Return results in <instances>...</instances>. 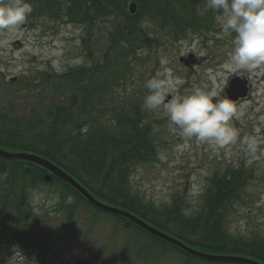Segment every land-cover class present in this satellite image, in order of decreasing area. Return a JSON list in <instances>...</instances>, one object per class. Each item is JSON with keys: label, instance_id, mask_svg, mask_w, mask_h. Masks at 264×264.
<instances>
[{"label": "trees", "instance_id": "16d2710c", "mask_svg": "<svg viewBox=\"0 0 264 264\" xmlns=\"http://www.w3.org/2000/svg\"><path fill=\"white\" fill-rule=\"evenodd\" d=\"M203 1L29 0L33 11L25 27L32 28L47 19L58 27L63 23L81 26L91 36L94 24L103 22L108 28L104 38L109 45L101 60L96 59V68L76 67L61 73L54 70L38 76L30 70L15 81L0 84V148L33 153L51 161L102 203L135 213L193 249L248 257L264 264V238L241 240L229 236L222 226L231 206L239 201V194H232L230 189L238 181L232 179L226 184L225 176L224 182L217 184L212 179L198 214L187 218L179 197L173 198L170 206L159 208L133 194L127 181L136 166L157 160L158 122L135 95L144 86L135 80L127 88L120 76L128 71L133 55L137 59L145 57L152 46L167 41V37L147 39L150 29L172 35H177L181 27L199 29L197 10ZM131 2L137 4L132 15L127 9ZM82 44L89 47L87 39ZM45 173L39 166L0 156V228L18 230L22 226L28 237L35 224L30 195L45 184ZM130 241L137 248H125V252L130 256L136 252V262L143 257L152 259L157 249L155 240L149 239V244L136 236ZM186 259L184 264H210L193 257Z\"/></svg>", "mask_w": 264, "mask_h": 264}, {"label": "rangeland", "instance_id": "374dc122", "mask_svg": "<svg viewBox=\"0 0 264 264\" xmlns=\"http://www.w3.org/2000/svg\"><path fill=\"white\" fill-rule=\"evenodd\" d=\"M204 18L210 22L211 28L197 34L190 32V27L179 30L177 35L150 29L147 39L158 41L167 37V41L152 46L145 57L137 59L133 55L128 71L120 76L121 83L127 88L135 80L144 86L143 89L138 87L137 90H142L135 95H139L142 107L158 122L157 160L136 166L127 181L133 194L159 208L167 207L173 198L179 197L184 201L183 212L187 218L198 214L200 194L212 181L206 182L209 176L217 184L223 183L227 176L226 184L232 179L238 181L237 186L233 184L230 189L232 194L240 197H236L239 201L231 206L229 216L222 223L224 230L229 236L241 240L264 238V91H257L263 99L255 104L242 102L236 105V114L229 123L238 131V136L222 148L183 137L169 123L164 105L152 111L144 105L148 94L146 81L152 78L166 81L169 73L174 80L169 90L170 98L187 95L197 86L216 90L217 98L225 90L233 71H228L224 65L232 51L235 34L222 32L220 19L214 11L205 14ZM191 21L187 22L191 24ZM57 24L45 19L32 28L23 24L15 29L0 30V84L13 78L16 80L30 70L38 76L54 70L61 73L76 67L96 68V59L101 60L105 47L109 45L104 38L108 31L106 24L95 23L91 36L81 26L63 23L58 27ZM83 39L88 40V48H83ZM14 41H21L23 48L14 51L11 48ZM142 54L139 52L138 55ZM179 58H183L182 62ZM94 98L97 100V94ZM105 120L102 119L100 125ZM50 185L41 187L40 191L36 188L30 198L33 214L45 225L44 234H34L27 237V242H20V233L10 236L5 231L7 237L0 235V252L6 253L3 264H73V259L80 258H91L93 264H98V259L110 262L119 256V264H136L133 257H129L130 253L123 252L132 245L129 241L131 232L124 231L122 225L115 226L110 217L92 214L81 199L71 195L62 184L53 181ZM218 193L215 184L214 194ZM68 216L70 222L65 223ZM86 234L88 238L83 239ZM116 235L118 240L115 243ZM46 245L57 249V253L50 252L48 257L44 251ZM134 247L137 248L136 243ZM165 249H155L152 259L146 263L184 264L187 261L183 255ZM144 259L140 258L141 261Z\"/></svg>", "mask_w": 264, "mask_h": 264}, {"label": "clouds", "instance_id": "9594fccd", "mask_svg": "<svg viewBox=\"0 0 264 264\" xmlns=\"http://www.w3.org/2000/svg\"><path fill=\"white\" fill-rule=\"evenodd\" d=\"M221 22L222 32L235 34L233 48L224 67L228 71H252L264 65V0H207ZM33 11L29 0H0V30L23 25ZM174 83L168 79L146 81L145 107L152 111L164 105L169 123L188 139L222 148L232 143L238 131L230 126L236 104L226 96L217 98L216 90L197 86L183 96H173L165 104Z\"/></svg>", "mask_w": 264, "mask_h": 264}, {"label": "water", "instance_id": "95a60500", "mask_svg": "<svg viewBox=\"0 0 264 264\" xmlns=\"http://www.w3.org/2000/svg\"><path fill=\"white\" fill-rule=\"evenodd\" d=\"M129 10L131 13L135 12V4H131L129 7ZM12 46L15 49H19L21 47V44L16 42V43L12 44ZM239 87H241V85L236 83L234 86V81H233L230 84L231 89L227 92L230 94L236 93V95L243 96L244 92L241 93L242 90H240ZM237 89H239V90H237ZM165 101H168V98H166ZM0 156L6 157V158H12V159L25 160L27 162L39 164L40 166L45 168L47 171H49L50 174L56 175L58 178H60L64 182H66V184H69L76 192H78V194H82V196L91 205L93 204L94 207L100 209L101 211L107 212V213H112L115 215L125 217V218L129 219L130 221H132L133 223L137 224L142 229H144L145 232H148V233L152 234L153 236H155V237H157V238H159L165 242H168L169 244L180 247L181 249H183V251H185L186 253H188L190 255H193V256L208 260V261H222V262H230L231 261L234 263L257 264L254 261L244 259V258L229 257V256H220L219 257V256L205 255V254H201V253L195 252L193 250H190V249L186 248L185 246H183L180 242H178V241L156 231L155 229H152L151 227L147 226L146 224L140 222L138 219L134 218L132 215H130L126 212H123L121 210H118V209H115V208H112V207H109V206H106L104 204L97 202L93 197H91V195L85 189H83L78 183H76L70 176H68L62 170L55 167L53 164H50V162L48 163V161L40 159V158H38L32 154H17L16 155V154L7 153V152L0 150ZM46 179H49V177H47Z\"/></svg>", "mask_w": 264, "mask_h": 264}, {"label": "flooded vegetation", "instance_id": "af4514ba", "mask_svg": "<svg viewBox=\"0 0 264 264\" xmlns=\"http://www.w3.org/2000/svg\"><path fill=\"white\" fill-rule=\"evenodd\" d=\"M239 75L240 76V80L242 81H247V89H248V93L247 96L245 98H238L237 100H233L235 102L236 105L242 103V102H252V103H256V101H259L261 99H263V97L258 94V90L260 92V90L264 91V65L252 70V71H239V72H234L232 73V75L230 76V79L234 76V75ZM256 86V88H254Z\"/></svg>", "mask_w": 264, "mask_h": 264}]
</instances>
